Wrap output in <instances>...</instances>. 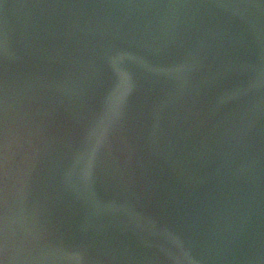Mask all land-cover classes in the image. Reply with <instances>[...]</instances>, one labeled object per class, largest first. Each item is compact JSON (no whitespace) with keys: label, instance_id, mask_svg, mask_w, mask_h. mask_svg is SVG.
<instances>
[{"label":"water","instance_id":"95a60500","mask_svg":"<svg viewBox=\"0 0 264 264\" xmlns=\"http://www.w3.org/2000/svg\"><path fill=\"white\" fill-rule=\"evenodd\" d=\"M0 264H264V0H0Z\"/></svg>","mask_w":264,"mask_h":264}]
</instances>
